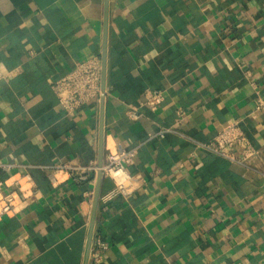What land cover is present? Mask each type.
<instances>
[{"label": "crops", "instance_id": "obj_1", "mask_svg": "<svg viewBox=\"0 0 264 264\" xmlns=\"http://www.w3.org/2000/svg\"><path fill=\"white\" fill-rule=\"evenodd\" d=\"M104 50L103 98L68 117L53 84ZM0 68V161L15 165L0 182L33 185L0 216V264H264V0H0ZM147 90L165 93L156 112ZM235 120L257 150L247 165L190 140ZM163 128L180 134L149 139ZM135 147L127 200L102 202L104 176L50 182L55 164Z\"/></svg>", "mask_w": 264, "mask_h": 264}, {"label": "built area", "instance_id": "obj_2", "mask_svg": "<svg viewBox=\"0 0 264 264\" xmlns=\"http://www.w3.org/2000/svg\"><path fill=\"white\" fill-rule=\"evenodd\" d=\"M102 59L100 56H93L78 62L75 67L65 76L57 80L52 88L68 117H74L84 106L91 102H99L104 96L102 89ZM249 75V72H247ZM5 78L0 68V82ZM254 86V84H253ZM256 89L255 114L264 116V94ZM165 101V93L161 90H147L145 93L144 106L151 111H158ZM179 117H183L184 112L178 111ZM132 120L141 118L142 113L132 108L129 111ZM242 122L235 120L228 123L218 131L215 138L207 143L195 142L202 148L217 156H221L230 162L240 165H247L249 161L257 155V150L245 134ZM169 133H179L175 128H163L150 136L149 139L165 137ZM139 148L131 149H109L106 161L99 165L92 162L88 165H81L71 161L60 162L48 169L49 179L52 184H57L60 176L71 178L78 182L90 181L94 176L101 173L104 177L111 179L114 188L105 194L101 200L107 203L116 197L129 199L138 189L139 182L128 171V167L133 164L138 155ZM15 165L0 161V170L10 172ZM14 187L12 191H5L4 187ZM33 190L32 178L29 174L22 175L14 180L12 185L0 182V216L15 215L22 209L24 203L23 196ZM108 249V244L102 239L96 242L97 253H104Z\"/></svg>", "mask_w": 264, "mask_h": 264}, {"label": "water", "instance_id": "obj_3", "mask_svg": "<svg viewBox=\"0 0 264 264\" xmlns=\"http://www.w3.org/2000/svg\"><path fill=\"white\" fill-rule=\"evenodd\" d=\"M102 66H103V70H102V89L105 92L106 50H104V53H103ZM99 165H102V163H99ZM98 177H99V180H102L103 175L101 173H99ZM99 198H100V191H97L96 199H95L94 216H93V220H92V224H91L92 232H91V237H90V242H89L88 255H90V251H91V244H92V238H93V229H94V224H95L96 211H97V207H98Z\"/></svg>", "mask_w": 264, "mask_h": 264}]
</instances>
